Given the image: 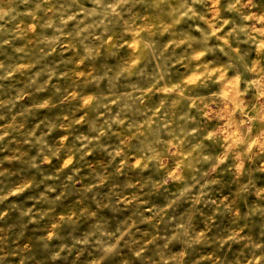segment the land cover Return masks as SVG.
<instances>
[{"label":"clouds","instance_id":"clouds-1","mask_svg":"<svg viewBox=\"0 0 264 264\" xmlns=\"http://www.w3.org/2000/svg\"><path fill=\"white\" fill-rule=\"evenodd\" d=\"M0 264H264V0H0Z\"/></svg>","mask_w":264,"mask_h":264}]
</instances>
